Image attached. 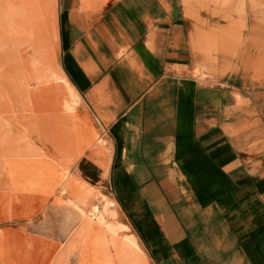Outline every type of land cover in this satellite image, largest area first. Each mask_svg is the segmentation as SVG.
I'll use <instances>...</instances> for the list:
<instances>
[{"label": "crops", "instance_id": "0c3cea01", "mask_svg": "<svg viewBox=\"0 0 264 264\" xmlns=\"http://www.w3.org/2000/svg\"><path fill=\"white\" fill-rule=\"evenodd\" d=\"M240 2L9 0L10 44L47 76L25 140L56 190L86 209L106 193L116 214L107 229L43 194L0 214V264H264V0Z\"/></svg>", "mask_w": 264, "mask_h": 264}, {"label": "bare ground", "instance_id": "6f19581e", "mask_svg": "<svg viewBox=\"0 0 264 264\" xmlns=\"http://www.w3.org/2000/svg\"><path fill=\"white\" fill-rule=\"evenodd\" d=\"M233 2L234 0H225L224 4L227 7H232L234 4ZM244 3V0H241L239 6L244 8ZM9 7V0H0V55L3 56L2 58L4 59L9 58V61L7 62H3L1 60L0 66H6L8 67L10 73H14V75L17 77L16 87H18L23 92L22 98L25 101L28 100L30 103L31 100L29 97L26 99V90H31V80L33 79L35 82H46L47 76L45 77L44 75H41L40 71L36 72L33 70L30 72L29 64H27L24 57L21 56L19 48L14 44H10L9 27L11 20ZM15 49H18V52H15ZM11 51L13 53L10 57ZM56 82H54L55 85ZM26 136L30 135H27L25 131H21V133L9 143L7 142L6 138L0 137V187H5L6 191V195L0 194V214L7 211H11L15 214L21 212L23 214H31L35 212L37 208L45 201L44 195L58 191V194L55 195L56 203L53 207L56 212L67 214L69 216L72 214H80L82 216L84 215L91 219L93 223L96 222L97 224L101 225V227L107 229L115 228L114 224L110 222L109 219H111V216L113 217L116 214V211L112 206H108L104 203V201H101L99 197L97 201L93 202L89 209H86L73 198L68 197L69 189L67 184L56 190V168L53 169L54 167H52L49 158L43 157L44 153L41 150V146L34 143L31 144L29 141L25 140ZM10 159L22 160L16 167L17 171L20 173V178L17 179L15 176L8 174L6 180H3V174L6 170V163ZM12 168L14 169V167H11V169ZM22 173H26L27 177L23 178ZM20 191L22 192L20 193ZM82 193L83 192H80V196H83ZM14 195L20 196L21 204L20 206L16 204L11 206V208H8L4 204V199L7 200L10 198L8 196ZM0 233H2L1 230ZM0 240V243H2L6 239L3 238ZM134 251L135 250H133V252ZM135 255H133V257ZM136 258L138 257L136 256Z\"/></svg>", "mask_w": 264, "mask_h": 264}, {"label": "rangeland", "instance_id": "374dc122", "mask_svg": "<svg viewBox=\"0 0 264 264\" xmlns=\"http://www.w3.org/2000/svg\"><path fill=\"white\" fill-rule=\"evenodd\" d=\"M225 16L227 19L230 20V26H231L225 29L226 39L228 40V39H233L234 37H239L237 31H235L233 28L234 19H232L227 14ZM243 20L244 19H242V21ZM210 41L217 42L216 35L210 34ZM226 46H227L226 51L229 52L228 46L230 45L227 44ZM230 48H233V46L231 45ZM2 57L3 56L0 55V61L1 60L3 62L9 61V58L4 59ZM16 80L17 77L14 75V73L12 72L10 73L8 67L0 66V137L6 138L8 143L11 140H13L15 137H17L21 133V131H25L26 128L25 119L27 112L31 113L36 118L38 115H45V116L47 115V112L39 110L35 105L26 103V101L22 98V93H20V89L16 87V83H17ZM46 123H47V135L52 138L59 137L60 134L57 132L59 128L57 119L51 117L48 113V120L46 121ZM60 124L61 126L63 125L69 126L70 121L68 118L65 117L63 121L61 120ZM21 161L22 160L10 159L6 163V170L3 174V180H6L8 174L15 176V178L17 179L20 178V173L17 171L16 167L18 166V164H20L19 162ZM50 163L52 167H54L53 169H55V165L51 160ZM11 167H14V169L13 168L11 169ZM22 177L26 178L27 177L26 173H22ZM106 195L108 194L100 192L98 197L101 201H106V197H107ZM13 241L20 248L27 247L22 237H15L13 238Z\"/></svg>", "mask_w": 264, "mask_h": 264}]
</instances>
